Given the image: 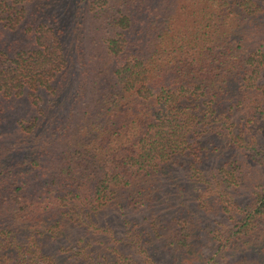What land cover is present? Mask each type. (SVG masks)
<instances>
[{"label":"trees","instance_id":"16d2710c","mask_svg":"<svg viewBox=\"0 0 264 264\" xmlns=\"http://www.w3.org/2000/svg\"><path fill=\"white\" fill-rule=\"evenodd\" d=\"M71 55L79 92L55 119L48 95ZM261 120L264 0H0V264H138L141 231L173 264L192 234L176 212L178 227L159 232L167 166L182 159L200 179L201 160L221 155L213 133ZM250 150L264 164L260 145ZM239 161L220 160L219 185L239 184ZM234 205L212 238L247 249L234 264H264V185ZM129 210L148 228L133 220L137 240H104L102 217ZM74 225L89 236L67 233ZM60 236L74 244L56 246Z\"/></svg>","mask_w":264,"mask_h":264},{"label":"rangeland","instance_id":"374dc122","mask_svg":"<svg viewBox=\"0 0 264 264\" xmlns=\"http://www.w3.org/2000/svg\"><path fill=\"white\" fill-rule=\"evenodd\" d=\"M49 14H55L59 18V24L61 23L63 26L69 22L68 17L62 16L54 8H51ZM78 16L79 9L74 13L73 21ZM73 52L75 51L73 50ZM71 58L73 59V62H71L72 66L64 70L59 78L61 84H59V90L57 89V93L53 96L51 94L48 95L50 99L52 97L53 105L47 110V114L50 113L52 115L53 112L57 111L59 116L56 114L55 119L63 116L67 105L73 100L78 91L77 55ZM46 99L47 96H44L43 102ZM50 114L42 119L44 124L51 122L49 120ZM44 124L43 128H46ZM230 127L231 130L225 131L223 129L220 133L212 134L213 141L219 148L221 155L209 151L208 156L201 160L198 167L200 169V179L188 176V170L182 159L167 166L169 179L167 178V180L162 182L159 190L166 202L162 208L166 212L162 211L160 217L165 213L167 214L160 218L161 225L158 226L159 232L162 236L164 230L161 227L165 224L167 226L170 224L171 227H178V224H174L173 220L168 218L170 213L176 212L189 224L188 229L192 234L190 249L186 252L187 254L176 255L173 264H234L250 256L247 249L237 242L229 243L223 248L216 243V239L212 238V234H215L216 229L224 228L232 223V219L228 217V214L235 215L237 213L234 204L243 205L252 190L264 185V164L257 162L248 155L251 152V147L256 144H259L264 152V121L261 120L258 128L256 126H249L252 128L244 127L238 130L236 125ZM237 134L242 139H238L236 137ZM260 156L261 153H258L257 157L260 158ZM233 157L240 160V171L243 173V179H241L239 184H228L226 186L224 181H222L223 186L219 185V177L215 174L213 175L215 166L220 160ZM220 188H223L224 191ZM223 198L229 199L232 202L228 204L227 211H224L221 207V204L226 203ZM144 213V210H129L124 213L117 214L112 212L104 215L101 220L109 229L107 232H102L101 236L104 235V240L109 236L125 242L137 240L134 235L137 228L135 227V223L131 224V222L135 220L138 225L143 226L140 231L148 228L146 222L142 220ZM168 219L169 223L167 222ZM84 230L85 227L77 228L74 225L71 226L70 231L67 229L66 232H80V235L83 237H85V234L89 236L90 232ZM147 233L149 232L141 231L139 236L140 241H137V249H139V246L145 249V254L139 252L136 255H132L136 262L138 264H164L169 261L165 255L164 248L159 247L158 243H156V238L147 239L146 242L141 241V239L148 238ZM64 236L65 231L63 232ZM63 237L60 236L56 239V246L63 242L74 244L75 238ZM122 249L126 253L131 251L132 254L133 248L129 249L123 244Z\"/></svg>","mask_w":264,"mask_h":264}]
</instances>
